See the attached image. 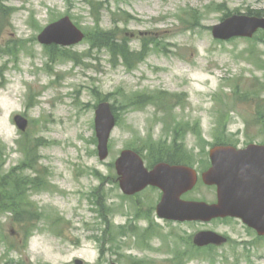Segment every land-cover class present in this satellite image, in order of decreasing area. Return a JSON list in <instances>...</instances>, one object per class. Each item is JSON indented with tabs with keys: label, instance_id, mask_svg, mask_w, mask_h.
<instances>
[{
	"label": "rangeland",
	"instance_id": "374dc122",
	"mask_svg": "<svg viewBox=\"0 0 264 264\" xmlns=\"http://www.w3.org/2000/svg\"><path fill=\"white\" fill-rule=\"evenodd\" d=\"M0 4L6 13L0 14V177L9 199L23 193L27 202V214L19 210L22 221L9 210L0 213V264H264V240L240 222L162 221L155 213L159 192L124 196L114 167L128 148L177 147L202 170L222 140L241 148L264 144L263 32L230 41L211 32L226 15L264 11V0ZM64 17L87 37L114 31L131 52H145L143 61L131 55L130 69L88 40L67 48L39 43L42 30ZM138 97L152 103L139 104ZM101 102H109L118 119L105 162L95 133ZM15 116L28 121L25 132ZM188 198L212 203L216 191L200 183ZM208 228L231 241L196 248L194 236Z\"/></svg>",
	"mask_w": 264,
	"mask_h": 264
},
{
	"label": "water",
	"instance_id": "95a60500",
	"mask_svg": "<svg viewBox=\"0 0 264 264\" xmlns=\"http://www.w3.org/2000/svg\"><path fill=\"white\" fill-rule=\"evenodd\" d=\"M259 29L264 30V17L233 15L215 25L212 33L217 40H230L235 37L252 38ZM84 38L85 34L69 17H65L46 27L38 40L43 45L69 47ZM15 122L20 130H26V119L16 116ZM116 123L110 103L99 104L95 127L101 161L109 157V141ZM210 155L212 167L203 178L207 185L218 188V202L211 205L181 199L197 182L196 173L191 168L160 164L148 172L141 157L131 150L121 153L115 168L125 195L132 196L148 186L163 191L157 206V215L162 219L208 222L216 218L235 217L264 235V146L250 145L245 150L216 146ZM225 242L226 238L213 232H201L194 238V243L200 247Z\"/></svg>",
	"mask_w": 264,
	"mask_h": 264
},
{
	"label": "trees",
	"instance_id": "16d2710c",
	"mask_svg": "<svg viewBox=\"0 0 264 264\" xmlns=\"http://www.w3.org/2000/svg\"><path fill=\"white\" fill-rule=\"evenodd\" d=\"M90 4H92V2H90ZM94 6V5H93ZM6 14L2 5L0 4V14ZM230 15V14H229ZM226 15L225 17L229 16ZM248 15L250 16H258V17H263L264 16V11H258V12H248ZM100 24V19L97 18L96 19V25L97 27ZM262 33V32H261ZM262 35L264 36V32L262 33ZM88 41L91 42L92 44V48H107L110 51H112L113 53L117 54L119 57L123 58L125 63L127 64L128 68H133V65L131 64V62L129 61V59L133 56L131 55H135L137 57L138 62H142L144 57H145V52L144 53H133L131 52L130 47L128 46V41L125 39H118V34H116L114 31H110V32H100L96 35V37H92V36H88L87 39ZM57 47H53L52 49H49V53L52 54V56L55 55ZM139 104H146L147 102H151L150 97H138L137 98ZM163 100V99H160ZM96 142V141H95ZM159 143H151L149 144V146H156ZM217 144L219 145H228L226 143V141L222 140L220 142H218ZM31 151L30 150L28 152L29 155H31ZM32 185H34L35 188H39L41 187L42 183L37 181V180H33ZM13 185H15V183H13ZM19 185L18 183H16V186ZM0 186H1V191H2V201H1V211L4 210H9L14 214V220L16 219L17 221H22L23 219L20 218V220H18L19 217V210H22L23 214H27V211L24 208V206L26 205V200L25 198H22L23 193L19 195H17L15 198H10L7 196V183H5L4 179L2 177H0Z\"/></svg>",
	"mask_w": 264,
	"mask_h": 264
},
{
	"label": "flooded vegetation",
	"instance_id": "af4514ba",
	"mask_svg": "<svg viewBox=\"0 0 264 264\" xmlns=\"http://www.w3.org/2000/svg\"><path fill=\"white\" fill-rule=\"evenodd\" d=\"M164 149H171V151H169V154L164 156L161 160H154V162H152V164L149 163L147 157L143 158L144 161L146 162V166L149 170H152L156 165L161 164V163H166V164L171 165V166H178V165L187 164V162L185 160L188 158L190 159V157L185 152L180 150V148H177V147L173 148L172 147V148H164ZM149 150H152V149H149ZM210 166H211V162H210V159L208 156V162H207L205 168L200 170L199 167L196 166L195 169L197 170L199 175H202L205 171H207L210 168ZM216 200H217V198H216ZM216 221L219 222V220H215V221L209 223L208 225H211ZM236 221H238V220H236ZM243 227H244L246 232L253 235L256 239H258V240L262 239L261 237L258 236V234L255 230L250 229L246 226H243ZM207 230L215 231V232L221 234L217 229H214V228H208ZM224 235H226V234H224ZM228 240H230L229 237H228ZM210 247H215V246H210ZM112 264H114V263H112Z\"/></svg>",
	"mask_w": 264,
	"mask_h": 264
}]
</instances>
